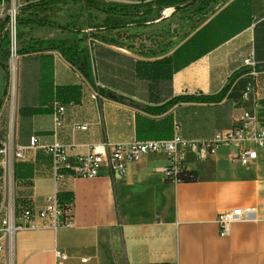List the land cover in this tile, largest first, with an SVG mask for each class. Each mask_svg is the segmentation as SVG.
I'll return each instance as SVG.
<instances>
[{"label": "crops", "instance_id": "crops-1", "mask_svg": "<svg viewBox=\"0 0 264 264\" xmlns=\"http://www.w3.org/2000/svg\"><path fill=\"white\" fill-rule=\"evenodd\" d=\"M101 2L139 4V0ZM71 6L58 5V17L50 21L67 30L30 27L35 31L24 40L69 41L90 50L92 40L81 45L69 27ZM174 13L172 8L165 10L155 26L135 24L134 36L139 39L132 43L123 39L119 44L93 42L135 62H158L176 54L170 69H165L169 80L155 82L151 78L143 86L135 75L133 86L109 80L106 85L98 84L130 101L122 103L100 95L59 52H45L52 58L50 97L32 108L33 115L24 121L28 129L25 125L22 132L20 56L13 115L15 142L28 147L30 138L36 136L40 146L58 142L70 147L76 157L103 143L124 145L175 136L206 140L230 130L252 106L258 126L264 129V0H230L200 23L198 17L188 19L184 28H179L181 39L167 31L179 21ZM142 38L151 45L143 47ZM250 57L260 68L254 77L255 94L222 110L226 122L218 123L219 111L214 104L180 103L166 113L147 112L163 106L170 97L220 93L233 75L245 69L244 61ZM6 71L0 68L1 137L10 127ZM124 79L128 80L127 76ZM226 103L227 99L219 107ZM55 104L66 108L59 129L54 121ZM76 125H87L88 130L77 131ZM236 152L234 147H222L217 154L201 158L195 152L188 153L185 169L199 174L194 183L169 181L163 172L167 155L159 153L129 164L123 175L112 174L104 166L97 178L69 177L58 184L52 156L42 148L27 149L24 159L17 162L16 200L24 210L36 212L59 193L61 204L69 208L72 225L54 229L50 222L36 218L37 228L15 233L12 255L8 249L0 252V264H57L56 251L67 255L65 264H264V148L252 166L237 163L233 159ZM235 209H253L254 213L233 225L230 235L222 238L218 217ZM4 218L0 204V236Z\"/></svg>", "mask_w": 264, "mask_h": 264}, {"label": "built area", "instance_id": "built-area-1", "mask_svg": "<svg viewBox=\"0 0 264 264\" xmlns=\"http://www.w3.org/2000/svg\"><path fill=\"white\" fill-rule=\"evenodd\" d=\"M13 2L15 0H12ZM14 15L10 22L11 29V52L12 57L18 55L17 50V8H13ZM244 66L252 69L251 76L255 77L257 66L255 60L250 57L244 61ZM15 77V78H14ZM9 90L5 97V103L9 107L10 122L9 130L5 137L0 136V166L5 171L4 202L5 218L2 221V235L0 236V252L8 249L13 253V241L15 233L25 228L35 229L38 227L36 218L43 223L50 222L54 229L71 227V215L60 203L58 194L47 199L45 207L34 212L25 209L21 214L17 210L15 165L24 159L27 149L42 148L52 156V168L57 183L65 179L86 178L93 179L100 176L104 166H107L112 174L123 175L129 164L134 163L144 156L163 153L167 155L168 165L163 170L169 181L179 183L178 175L185 169L187 155L195 152L197 158L215 155L222 147H234L237 149L233 159L243 165L252 166L259 158V151L264 148V129L258 126L255 106L245 110L237 119V124L228 131L218 132L211 139L188 141L180 136L169 140L135 141L124 145H110L103 143L91 147L85 155L73 157L70 147L58 142L48 146H40L36 136L30 138L28 147H23L15 142L13 135V115L17 105L18 77L9 75ZM255 94V87L249 85L244 99L248 100ZM97 94L95 98H98ZM66 108L63 105H54V121L57 129L62 128L65 120ZM75 130L87 131V125H76ZM254 210L245 211L235 209L219 215L217 224L220 228V236L228 237L233 225L244 222L248 214ZM43 226V225H42ZM57 264H65L68 260L66 254L55 252Z\"/></svg>", "mask_w": 264, "mask_h": 264}, {"label": "trees", "instance_id": "trees-1", "mask_svg": "<svg viewBox=\"0 0 264 264\" xmlns=\"http://www.w3.org/2000/svg\"><path fill=\"white\" fill-rule=\"evenodd\" d=\"M67 0H43L35 4L28 5L23 12H29L30 16L33 14L44 15L42 19H20L17 16V25L25 27H40V28H53L67 30L66 27H60L56 23H52L46 17L47 13L56 8L60 4H65ZM73 1V0H72ZM193 0H139V4L123 6V5H104L99 7L93 3L92 0H87L83 5L86 9H92L99 11L107 16L105 20L106 26L99 27L100 31H115L120 32L125 28V19L133 20H147L151 15L160 16L165 10L175 7L185 6V10L197 8V6L205 4V8L208 4L212 3V0H197L192 3ZM113 18V19H112ZM111 20L114 23L111 24ZM139 22V21H138ZM146 22V21H145ZM10 19L0 24V68L7 70V61L9 57L11 39L8 33ZM73 33H77L73 30ZM110 35V34H109ZM20 40L23 41L20 34ZM131 38V37H130ZM92 40V39H91ZM25 41V40H24ZM59 52L65 60L74 68L79 70L86 80L97 89L98 93L102 96L116 100L122 103H130L129 100L122 96L116 95L105 89L98 87V84L106 85L107 80L114 83L126 82L129 86H133L135 75L140 77L139 82L143 86L151 78L155 82H161L169 80L170 74L167 72L170 69L171 63H173V57L164 59L158 62H135L133 59L117 54L107 48L91 42L90 50L87 48L81 49L78 43H71L69 41H57V40H40L30 39L26 40L24 45L18 51V55L21 56L20 72H21V132L28 129L27 122L31 115H33L32 108L37 104L45 103L49 99L50 85L52 84V58L45 56V52ZM178 53V52H177ZM167 64V67H166ZM159 67V68H158ZM245 69L240 71L231 77L230 84L226 86L220 93L216 95H204L203 93L197 95H187L180 97H170V100L163 106L151 109L148 108V113L162 114L180 103L189 104H214L219 115H217L218 123L226 122L227 118L222 113V110H228L230 105L235 101L242 102L244 99V93H246L249 85L255 86L254 77L248 75L242 78L245 74H251L252 69L244 67ZM256 72L260 71L259 66L255 68ZM120 75V79L119 78ZM127 76V79L124 77ZM168 77V78H167ZM242 78V79H241ZM227 99V103L219 107V105ZM250 99V98H249ZM248 99V100H249ZM44 101V102H43ZM253 107V106H252ZM250 107L247 110H251ZM234 126H231L232 129ZM30 143V141H29ZM15 182L17 189L18 182V163L15 165ZM199 179L197 171H190L183 169L179 175V183H194ZM3 180V168L0 167V187ZM66 180V179H65ZM58 199L61 202L60 195L58 193ZM3 196L0 190V204L2 203ZM17 201V210L21 213L24 209L21 208ZM64 206V205H63ZM66 210L69 208L64 206Z\"/></svg>", "mask_w": 264, "mask_h": 264}, {"label": "rangeland", "instance_id": "rangeland-1", "mask_svg": "<svg viewBox=\"0 0 264 264\" xmlns=\"http://www.w3.org/2000/svg\"><path fill=\"white\" fill-rule=\"evenodd\" d=\"M43 0H15L14 2L12 0H0V24H2L6 18L12 19V16L14 15L13 13V8H17V16L22 20V19H42L45 17L43 14L38 15V14H33L30 16L29 12H23V9H25L28 5L38 3ZM87 0H67L64 5H73L71 6L73 9V14L71 16V24L69 27L73 28L74 31L77 33H73L81 45H86L88 40H91V42H98V43H105L109 44L111 42H114L119 44L118 40H126L129 41V43H132V41H136L139 39L137 36L135 37L134 35V30L133 27L135 24H140V23H148L151 26H155L156 20L160 16L156 15H151L147 18V20H133V19H125V28L122 29L120 32H115V31H100L99 27L106 26L105 20L107 19V16L99 11H95L92 9H86L84 8V4ZM93 3L99 7H104V3L101 2V0H92ZM213 2L208 4V6L205 8V4L197 6V8L190 9V10H185V11H178L173 14V17H179V21L176 23V25H170L167 28V31H170L169 34L172 37H178V38H183L180 37L179 33V28H184L183 25L186 23L188 19H196L197 17L200 19L198 23L202 22L203 20H206L207 18L211 17L215 12H217L219 9H221L223 6H225L230 0H212ZM58 8H53L50 10L46 15L49 21H55V18L58 17ZM197 13L199 15L197 16ZM67 17L69 15H66ZM113 19V18H112ZM139 21V22H138ZM146 21V22H145ZM111 24L114 23V20L110 21ZM197 22V21H196ZM53 23V22H52ZM30 27H25V26H19L17 25V31H16V39H17V50L19 51L20 48L22 47V43L24 45L25 41H21L19 35H22V39H26L29 36L33 35V32L35 29L33 28L32 31L29 29ZM81 32V33H80ZM8 33L11 39V29H10V23L8 27ZM139 33V32H138ZM110 34V35H109ZM82 37V40L79 38ZM131 40H127V38H130ZM135 37V38H134ZM122 40V41H123ZM140 41L143 42L142 46L143 47H149L151 45L146 38H142ZM138 44H141L140 42L137 41ZM163 43V41H162ZM137 44V45H138ZM127 44L124 43V46ZM81 47V46H80ZM9 57L7 61V71L6 75H12V63H18L20 61V57L13 56L12 57V52H11V45H10V51H9ZM16 65V64H15ZM19 75V71L18 74ZM16 75V76H17ZM15 78V77H14ZM9 90V86H8ZM7 90V94H8ZM1 167V166H0ZM16 185V182H15ZM4 187H5V171L3 169V180H2V185L0 187V190L2 191V205L4 202ZM5 213V209H3ZM21 214V213H20Z\"/></svg>", "mask_w": 264, "mask_h": 264}, {"label": "bare ground", "instance_id": "bare-ground-1", "mask_svg": "<svg viewBox=\"0 0 264 264\" xmlns=\"http://www.w3.org/2000/svg\"><path fill=\"white\" fill-rule=\"evenodd\" d=\"M168 13H171V11ZM17 67H18V63H12V73H13L12 75H17V70H18Z\"/></svg>", "mask_w": 264, "mask_h": 264}, {"label": "water", "instance_id": "water-1", "mask_svg": "<svg viewBox=\"0 0 264 264\" xmlns=\"http://www.w3.org/2000/svg\"><path fill=\"white\" fill-rule=\"evenodd\" d=\"M197 0H193L192 3L196 2ZM185 9V6H181V7H175V8H172L173 12H178V11H181Z\"/></svg>", "mask_w": 264, "mask_h": 264}]
</instances>
